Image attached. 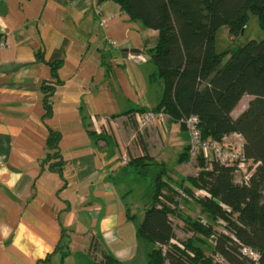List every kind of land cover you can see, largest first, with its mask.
I'll list each match as a JSON object with an SVG mask.
<instances>
[{
	"label": "crops",
	"instance_id": "obj_1",
	"mask_svg": "<svg viewBox=\"0 0 264 264\" xmlns=\"http://www.w3.org/2000/svg\"><path fill=\"white\" fill-rule=\"evenodd\" d=\"M0 38V264H61L62 230L63 264L101 249L122 264H146L136 215L149 204L150 178L123 167L147 154L173 177L179 168L167 160L188 142L167 117L135 124L161 95L147 52L157 31L114 0H0ZM50 131L59 135L60 173L51 169Z\"/></svg>",
	"mask_w": 264,
	"mask_h": 264
},
{
	"label": "trees",
	"instance_id": "obj_2",
	"mask_svg": "<svg viewBox=\"0 0 264 264\" xmlns=\"http://www.w3.org/2000/svg\"><path fill=\"white\" fill-rule=\"evenodd\" d=\"M114 1L131 19L158 33L157 43L147 52L154 68L150 79L160 83L161 95L150 111L162 110L172 122L196 115L204 139L219 141L224 135L239 133L244 139L245 157L259 162L248 185H238L231 167L214 162L206 169L200 157L194 163L200 168L195 175L177 178L170 175L167 166L151 161L147 154L130 158L124 170L151 181V198L136 231L150 247L146 264H264V38L223 52L215 48L216 31L226 26L230 37L238 36L249 13L257 17L264 30V0ZM49 65L55 75L60 62ZM44 89V106L49 114L47 98L53 87ZM246 95L253 98L233 118V109ZM89 135L100 138L94 131ZM58 138L57 133L50 131L47 144L54 150L51 169L60 173ZM189 161L187 142L177 163ZM170 185L183 189L186 197L182 203L189 195L200 206L205 222L204 217L191 218L183 213L184 205L178 207V193ZM192 188L205 189L210 197H195ZM172 217L181 220L191 236L171 242L177 238ZM218 219L225 221L226 233L215 230ZM61 236L56 251L61 252L63 264L68 254L63 241L65 230ZM203 246L209 247V254ZM241 246L258 253L257 263L240 252ZM96 247L93 243L92 249ZM215 255L222 261H215ZM94 260L93 264H122L102 249Z\"/></svg>",
	"mask_w": 264,
	"mask_h": 264
},
{
	"label": "built area",
	"instance_id": "obj_3",
	"mask_svg": "<svg viewBox=\"0 0 264 264\" xmlns=\"http://www.w3.org/2000/svg\"><path fill=\"white\" fill-rule=\"evenodd\" d=\"M4 45L5 42L0 38V48ZM134 118L138 127L142 128L156 121H164L166 114L162 110H148L136 113ZM178 123L183 125L188 133V152L192 162L195 163L197 158L200 157L203 159L206 169H210L214 162L225 167H231L234 183L238 185H248L250 177L259 162L252 161L245 157L243 152L244 139L241 134L231 133L222 136L219 141L209 140L202 138L199 128V120L196 115L191 114L187 117H182L179 119ZM197 170L199 171L200 168L197 167ZM170 187L174 188L178 193V207L180 209L183 208L182 199L186 197L185 192L183 189L177 188L173 185H170ZM192 194L195 197H210V194L205 189L192 188ZM220 205L222 208L229 211L227 206L224 204ZM217 224L221 226L222 232L226 233L223 229L226 224L225 221L223 219H218ZM171 242L175 243L174 240H171ZM178 245L182 247L180 244ZM240 252L257 263L258 253L250 247L241 246ZM214 260L217 262L222 261L217 255L214 256Z\"/></svg>",
	"mask_w": 264,
	"mask_h": 264
},
{
	"label": "rangeland",
	"instance_id": "obj_4",
	"mask_svg": "<svg viewBox=\"0 0 264 264\" xmlns=\"http://www.w3.org/2000/svg\"><path fill=\"white\" fill-rule=\"evenodd\" d=\"M264 38V30L261 29L258 25V19L255 15L249 13L248 19H247V23L244 27V29L241 31V33L236 36V37H230L229 36V32H228V28L226 26H222L220 27L215 34V48L218 52H223V51H227L233 48H238L241 47L242 45H244L246 42L250 41V40H256V41H260ZM252 96L246 95L243 100L241 101L240 106L238 107L237 111H240L242 108H246L248 102L252 99ZM135 120V119H134ZM136 127H138L136 121H135ZM145 127V126H144ZM142 127V128H144ZM136 128V129H137ZM130 132L129 135H127V139L130 142V147L133 144V141L136 139L137 134L135 132L134 134V129L135 127L130 125ZM185 129V128H184ZM183 133L186 134L187 131L186 129L183 130ZM184 134H182L184 136ZM188 136V133H187ZM131 138V139H130ZM182 148H176L173 150L172 155L170 156V158L167 160L168 163V167L170 169H177L179 168V170L177 172H172L173 177L177 178V177H182V176H187V175H195L198 170L196 165L194 164V162H192L191 160L187 163L182 164L180 167L177 166V164L175 163V158L177 157V155L181 152ZM233 176V175H232ZM150 183L151 181H144L145 184ZM148 183V184H149ZM151 188V187H150ZM151 191V189H150ZM146 193V192H145ZM184 203V202H183ZM184 208H183V213L185 215L190 216L191 218L194 217H204V215L201 213V209L200 206L188 195V198L186 200V202L183 204ZM143 217V213H137L136 218L137 221H141V218ZM172 223L174 224V228H175V233H176V239L174 240V242H180L182 240H185L186 238H188L189 236H191V233L188 232L187 230H185V227L182 223L181 220H178L176 218L172 217ZM205 217L203 219V221L205 222ZM215 230L216 231H222L221 226H219L218 224H215ZM208 243H210V240H207ZM204 252L206 254L210 253V249L207 246H203L202 247ZM89 254L91 255H85V256H81L79 261L81 264H90V263H94V257L95 258H99V253L96 254V252H91L89 251ZM80 254H78L77 256H79ZM77 256H75L74 254H72L69 258H65L66 264H77Z\"/></svg>",
	"mask_w": 264,
	"mask_h": 264
},
{
	"label": "clouds",
	"instance_id": "obj_5",
	"mask_svg": "<svg viewBox=\"0 0 264 264\" xmlns=\"http://www.w3.org/2000/svg\"><path fill=\"white\" fill-rule=\"evenodd\" d=\"M19 178V176H17V179Z\"/></svg>",
	"mask_w": 264,
	"mask_h": 264
}]
</instances>
